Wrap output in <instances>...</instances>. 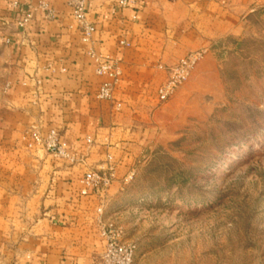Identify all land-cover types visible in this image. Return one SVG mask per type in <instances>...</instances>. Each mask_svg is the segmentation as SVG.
I'll return each instance as SVG.
<instances>
[{"label":"crops","instance_id":"crops-1","mask_svg":"<svg viewBox=\"0 0 264 264\" xmlns=\"http://www.w3.org/2000/svg\"><path fill=\"white\" fill-rule=\"evenodd\" d=\"M11 0H0V41L6 58L0 87V264H95L102 251L96 209L120 188L157 113L155 91L184 52L237 27L247 0H86L94 26L84 42L72 0H31L24 30ZM123 40L127 45H119ZM118 72L108 81L90 56ZM119 105L117 107L116 105ZM55 130L74 161L48 153L30 136ZM91 143L87 144L86 139ZM112 168L108 189L79 194L87 170Z\"/></svg>","mask_w":264,"mask_h":264},{"label":"rangeland","instance_id":"rangeland-1","mask_svg":"<svg viewBox=\"0 0 264 264\" xmlns=\"http://www.w3.org/2000/svg\"><path fill=\"white\" fill-rule=\"evenodd\" d=\"M247 3L232 32L180 56L200 53L169 99L155 91L152 128L106 203L136 264H264V0Z\"/></svg>","mask_w":264,"mask_h":264},{"label":"built area","instance_id":"built-area-1","mask_svg":"<svg viewBox=\"0 0 264 264\" xmlns=\"http://www.w3.org/2000/svg\"><path fill=\"white\" fill-rule=\"evenodd\" d=\"M31 0H11L10 8L16 15L15 25L18 29L24 30L30 20V6L28 2ZM118 4L125 5L124 0H119ZM72 15L78 24L81 39L84 42L89 41L91 34L94 32V26L86 19V0H72ZM118 44L123 46L127 42L119 40ZM95 62V72L98 75H105L109 80L101 83L96 91V97L103 100H111L115 83L117 82L118 72L114 64L105 57L94 56L89 53ZM200 58L199 52H190L180 57L175 63L167 68V77L156 90V99L158 102H165L171 97L175 89L185 82L193 66ZM119 107V105H116ZM33 144H37L45 149L54 157L74 161L75 155L72 154L67 144L62 141L55 130H49L45 136H41L35 127L30 132ZM86 143L90 144L91 139L87 138ZM114 172L112 168H108L105 172L97 170H87L79 179V194L86 196L92 193H98L108 188ZM131 175L124 178V182L128 181ZM96 212L99 216V236L103 242L102 251L99 259L95 264H136L135 251L136 245L124 238L123 230L120 226L112 222H103L101 215L103 205L99 204Z\"/></svg>","mask_w":264,"mask_h":264}]
</instances>
